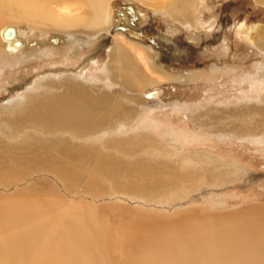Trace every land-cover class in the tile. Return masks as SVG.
Segmentation results:
<instances>
[{
	"label": "rangeland",
	"instance_id": "374dc122",
	"mask_svg": "<svg viewBox=\"0 0 264 264\" xmlns=\"http://www.w3.org/2000/svg\"><path fill=\"white\" fill-rule=\"evenodd\" d=\"M109 4L110 21L97 25L101 26L97 31L84 26L43 30L10 22L19 25L23 43L16 53L8 52L4 41L0 46V105L20 103L23 92L34 91L36 81L44 77L56 86L65 80L79 81L95 91L107 89L113 95L110 111L117 115L103 127L82 133L83 139L103 145L108 137L112 147L105 150L121 158L161 162L178 173L165 176L173 188L158 184L144 195L118 193L96 199L69 192L60 167L55 171L54 166L45 169L36 163L26 166L11 186H0V193H13L25 187H19L21 183L38 179L48 180L47 189L57 187L59 194L74 200L118 199L168 216L194 208L228 213L264 205V47L256 34V28L264 29V3L109 0ZM4 12H0V26L7 24ZM118 40L134 56L152 53L155 64L173 77L162 78L156 71L151 74L160 77L158 82L148 84L127 76L117 77L120 84L111 86L115 75L110 69L111 80L105 65L117 52ZM133 80L138 86L132 85ZM152 92L160 98L145 97ZM108 130L113 131L107 134ZM123 133H138L140 144L130 149L135 154L122 153ZM0 138L9 142L2 134ZM184 156L196 166L182 163L190 161ZM93 170L97 178L113 174ZM78 171L89 172L86 167Z\"/></svg>",
	"mask_w": 264,
	"mask_h": 264
},
{
	"label": "bare ground",
	"instance_id": "6f19581e",
	"mask_svg": "<svg viewBox=\"0 0 264 264\" xmlns=\"http://www.w3.org/2000/svg\"><path fill=\"white\" fill-rule=\"evenodd\" d=\"M3 11L7 24L0 26V46L6 42L10 53L23 43L16 21L34 29L84 26L97 31L101 27L97 25L107 24L112 13L109 0H0ZM256 34L264 47V29L256 28ZM120 41L105 65L111 80L110 69L115 75L111 86L120 84L117 77L148 84L158 82L159 76L173 77L155 64L152 53L137 54L138 59ZM156 71L155 77L151 73ZM50 80H37L35 90L24 91L20 103L0 105V134L9 141L0 138V186H11L26 166L36 163L45 169L54 166L55 171L60 167L69 192L96 199L118 193L144 195L158 184L170 185L165 176H178L161 162L126 160L105 150L112 147L108 137L103 145L89 144L82 133L103 127L117 115L110 111L112 92L95 91L79 81L63 80L56 86ZM132 85L138 86L137 80ZM158 94L145 97L156 100ZM120 138L125 141L122 153L135 154L130 149L140 144L138 133H123ZM190 161L181 160L196 166ZM83 167L89 172L78 171ZM93 169L113 174H106L105 183L92 175ZM47 182L37 179L21 183L19 187H25L13 193H0V264H264V205L228 213L194 208L168 216L118 199L74 200L59 194L57 187L47 189Z\"/></svg>",
	"mask_w": 264,
	"mask_h": 264
}]
</instances>
